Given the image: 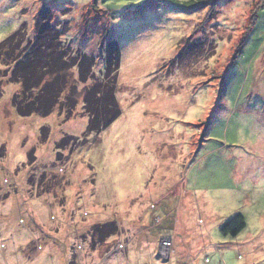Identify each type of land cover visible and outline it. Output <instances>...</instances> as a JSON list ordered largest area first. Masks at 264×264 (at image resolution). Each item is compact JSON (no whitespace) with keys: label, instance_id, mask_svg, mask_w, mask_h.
<instances>
[{"label":"rangeland","instance_id":"rangeland-1","mask_svg":"<svg viewBox=\"0 0 264 264\" xmlns=\"http://www.w3.org/2000/svg\"><path fill=\"white\" fill-rule=\"evenodd\" d=\"M44 4L96 76L100 47L120 52V117L59 153L83 140L82 87L68 79L47 117L11 105ZM21 25L0 52V264H264V0H0V43ZM237 214L245 229L223 235ZM107 223L118 233L99 243Z\"/></svg>","mask_w":264,"mask_h":264},{"label":"trees","instance_id":"trees-1","mask_svg":"<svg viewBox=\"0 0 264 264\" xmlns=\"http://www.w3.org/2000/svg\"><path fill=\"white\" fill-rule=\"evenodd\" d=\"M38 17L40 19L38 18L35 22L33 39L27 43L26 50H22L23 52L11 61L12 80L21 84L20 92L11 98V105L17 116L21 118L34 115L47 117L56 109L59 97L67 90L68 79L74 81L71 92H75L78 85L81 86L84 90L81 115L87 118L86 129L82 135L83 140L64 135L54 145L55 151L59 153L71 143L83 142L92 135L98 137L120 117L121 111L115 97L120 52L115 41H108L105 43L106 46L100 47L103 54L101 61L104 63V73L96 76L94 73L98 64L96 58L80 50H74L69 44L62 42L61 37L66 32H62L52 24L53 17L48 5L44 4L41 7ZM23 28L24 26L21 25L16 32L0 43V52L5 46L11 45L12 41L21 42L24 35ZM74 73L75 76H73ZM74 102L75 100L72 104ZM61 105L63 103L60 104V108ZM73 109L70 104L67 117H64L65 121L72 118ZM48 137V129L42 128L39 144H45ZM34 152L35 149L31 148L26 155V162L30 167L35 164ZM244 229L245 220L237 214L221 228V232L225 236L236 237ZM92 231V236L96 237L99 243H103L117 235L118 227L115 223H107L93 227ZM96 242L92 247L96 245Z\"/></svg>","mask_w":264,"mask_h":264},{"label":"crops","instance_id":"crops-1","mask_svg":"<svg viewBox=\"0 0 264 264\" xmlns=\"http://www.w3.org/2000/svg\"><path fill=\"white\" fill-rule=\"evenodd\" d=\"M28 242H29V241H28ZM28 242H27V243H28ZM256 248H258V250H255L254 252H251V251H250L249 254L252 255V254H254V253H255V254L258 253V252L261 250L262 247H258V246H256ZM36 253H37V252H35L34 254L36 255ZM37 254H39V253H37ZM58 259H60V261H62V260H64V259H66V258L64 257V254L61 255V254L58 253Z\"/></svg>","mask_w":264,"mask_h":264},{"label":"built area","instance_id":"built-area-1","mask_svg":"<svg viewBox=\"0 0 264 264\" xmlns=\"http://www.w3.org/2000/svg\"><path fill=\"white\" fill-rule=\"evenodd\" d=\"M163 238L162 240H160V247H165V249H169L170 248V242L168 241V239Z\"/></svg>","mask_w":264,"mask_h":264}]
</instances>
